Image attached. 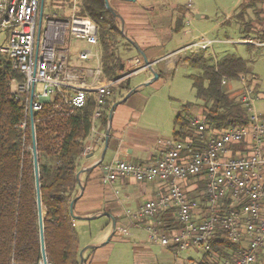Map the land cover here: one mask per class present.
Returning <instances> with one entry per match:
<instances>
[{"label":"built area","instance_id":"built-area-1","mask_svg":"<svg viewBox=\"0 0 264 264\" xmlns=\"http://www.w3.org/2000/svg\"><path fill=\"white\" fill-rule=\"evenodd\" d=\"M43 11L44 8L40 11V0H0V31L9 30L8 43L0 47V57L7 58L11 72L22 78L20 82L11 76L10 92L14 101L23 104L30 124L33 114L42 109L43 103L55 97L61 100L55 108L72 114L83 109L89 96L93 95L92 137L98 134L110 90L120 80L111 81L104 77L96 49L94 53L91 49L76 50L78 61H95V67L68 70L67 50L64 48L66 33L71 39L96 48L97 28L75 11L65 21L45 16ZM213 44V41L200 38L184 51L203 52ZM135 66L138 71L148 70L143 60H136ZM244 77L239 81L238 101L248 117L247 125L211 131L205 148H199L196 143L208 130L204 118L194 117L190 125L195 130L196 139L170 142L161 160L134 165L114 158L106 166L105 184L132 178L166 186L164 194L145 202L134 212L127 211L125 216L138 225L175 209L179 228L176 233L165 235L154 227L145 228L149 242L172 249L173 264H183L177 260L179 252L210 253V242L218 232H223L235 249L228 251L224 258L212 254L207 259L208 264H264V119L253 108L255 85L245 83ZM222 85L225 86L226 81H222ZM25 126V123L20 124L21 129ZM101 140L102 137H96V143ZM90 150L91 147L86 145L83 156ZM196 178H203L205 182V210L201 211L199 220L194 217L197 203L187 197L185 190L188 180Z\"/></svg>","mask_w":264,"mask_h":264},{"label":"trees","instance_id":"trees-1","mask_svg":"<svg viewBox=\"0 0 264 264\" xmlns=\"http://www.w3.org/2000/svg\"><path fill=\"white\" fill-rule=\"evenodd\" d=\"M258 2L264 3V0H244L234 16L246 33L249 24L244 19ZM78 15L88 18L96 26L103 75L107 80H116L123 64L114 54V49L124 39L116 19L105 9L104 0H80ZM181 23L180 20L176 22V32L181 30ZM258 39L264 43V36L258 35ZM123 44V47H133L127 41ZM203 53L188 56L184 62L201 72L199 76H190V79L195 98L206 104L204 119L207 130L224 131L247 125L248 117L238 97H232L222 85V81L232 82L248 74L245 61L228 56L211 65ZM13 75L7 58L0 57V264H41L31 126L23 104L14 101L10 92L8 84ZM15 76L21 82L22 78ZM120 88L125 89L124 85ZM110 93L99 121L100 130L107 129L115 86ZM60 101L55 97L33 114L40 199L45 210V254L49 264H80L81 248L70 205L78 192L76 174L90 137L95 97L90 96L87 105L72 114L55 108L61 104ZM22 122L26 123L24 129L20 128ZM188 124L190 120L185 121L181 112L176 115V142L196 139L193 128L192 135H185ZM170 211L172 209L155 218L159 221V217ZM210 246L211 252L204 255L206 261L212 254L219 258L227 257L228 251L235 249L223 232L217 233Z\"/></svg>","mask_w":264,"mask_h":264},{"label":"rangeland","instance_id":"rangeland-1","mask_svg":"<svg viewBox=\"0 0 264 264\" xmlns=\"http://www.w3.org/2000/svg\"><path fill=\"white\" fill-rule=\"evenodd\" d=\"M243 1L136 0L135 4L117 0L109 1L110 7L114 11L116 8L130 6L142 9V14L148 18L149 28L155 27L156 30L160 28L161 47L156 50L155 54L144 50L138 51L134 47H123V42H129L127 39L131 40V28L122 25V22L116 19L124 39L121 41L122 44L120 43L121 45L119 44L114 49V54L123 64V70L117 78L120 81L115 85L116 95L120 92V95L115 99V104L121 101L120 96L126 97L131 93L126 102L121 105L129 107L139 114L138 124L147 136L151 138L171 137L174 130V119L178 112H181V116L187 120L193 110L197 112L198 109L205 108L206 104L195 98V90L192 88L190 79V76H199L201 72L193 69L186 62L180 61H184L186 56H196L201 53L184 51L189 44L200 38L215 42L209 50L203 51L211 65H215L228 56L241 58L245 61L248 74L242 76H245V83L253 82L256 85L253 93V108L257 115L264 118V45L257 44V42L263 43L259 41L258 35L264 36V3H255L253 9L248 11L244 19L249 24L246 33L234 19L236 11ZM79 3L80 0H43V14L52 19L65 21L73 11L79 12ZM177 18L182 19L183 28L179 32L171 33L170 28L174 25L172 22ZM155 19H159L161 24ZM8 37L9 30L0 31V47L7 46ZM65 42L68 70L74 71L77 67L92 68L96 65V62L92 60L88 63L78 61L77 49H91L93 53L96 52V49L101 64L99 44L96 48L90 47L84 42L71 39L68 33H66ZM176 52L179 62L175 66L166 68L164 60L159 61L161 56ZM151 57L156 59L152 70L138 71L139 69L135 66L136 60L145 59L149 62ZM131 69L138 72L131 74ZM13 74L18 75L17 73ZM153 74H159L160 77L154 80ZM15 75L13 77H16ZM240 80V77L232 82L226 80L227 84L224 86V90L232 97H238L241 90ZM122 85H127L129 91H121ZM108 125L107 122L106 128ZM130 233L133 234L130 239L119 238L118 235H113L112 225H109L107 218H98L92 220L88 228L81 229L80 246L84 249L93 244H106L105 247L110 254L108 264H163L165 259H170L166 249L148 242L146 232L133 233L131 231ZM202 258V252L196 253L191 250L179 252L177 255V260L182 262L188 259L200 261ZM262 259L264 262V253ZM173 260L172 258V261L168 263L166 261V264H172Z\"/></svg>","mask_w":264,"mask_h":264},{"label":"crops","instance_id":"crops-1","mask_svg":"<svg viewBox=\"0 0 264 264\" xmlns=\"http://www.w3.org/2000/svg\"><path fill=\"white\" fill-rule=\"evenodd\" d=\"M115 11L123 19V24L128 26L129 29L131 28V40L137 45L139 50H144L155 54L156 50L161 47V41L159 38V36L161 35V33L159 32L160 28H157V30L155 27L149 28L150 24L149 21H147L148 18L144 17V15L142 14V9L130 6L126 8L121 7L120 9L116 8ZM155 20L160 22L161 24V21L159 19ZM178 20L182 21L181 18H177L174 22H172V24L174 25L172 26V28H170L171 33L177 31L178 27L176 22ZM162 26L164 27V23ZM182 28L183 23H181L180 29L182 30ZM257 44L264 45V43L259 42H257ZM176 56L178 55H175V53L166 54L161 56V59L159 58V61L164 60L166 68L169 66L173 67L177 64V62H179ZM149 60L150 63H154L156 59L154 57H151ZM139 61L142 62V60ZM180 61L184 62L182 60ZM122 70L123 67L121 71ZM133 70L134 69H131V73L133 72ZM142 71L146 72V70ZM157 76L158 78L160 77L159 74ZM124 87L125 89L120 90L129 91L127 85H124ZM118 95H120V92L117 93V95H114L112 106L115 104V99ZM121 97L124 96H120V100H122ZM121 104L122 103L117 104L112 112L111 122L108 125V145L105 153L104 141L106 130L99 129L98 134L88 138L86 145L88 147H91V150L79 161L77 173L80 172L79 180L80 186H82L83 191L81 193L78 187V192L75 197V199L77 200L73 207L74 216L80 218V220H75L74 223V229L76 230L79 237V244L81 229L83 230L88 228L92 220L103 217L107 218L109 225H112V219L114 220L115 231L113 235H118L119 238L130 239L133 237V234L130 233L131 231L133 233H137L140 231L146 232L145 228L147 226L154 227L165 235H172L179 230L177 226L178 224L175 209H172V211L163 214L165 216L161 217L164 220L159 217V221L157 220V218H155L151 222L140 223L138 225H135L131 219L125 216V213L127 211L134 212L138 210L145 202L155 200L160 195L164 194L166 192V186L164 184L159 182H141L136 181L132 178L118 179L111 185L105 184L103 182L106 166H108L114 158L134 165H148L150 163L161 160L168 150V144L170 142H176V140L174 139V132L176 131L175 125L171 137L151 138L150 136H147L145 134V131L139 126V114L133 111V109L125 107ZM201 110L198 109L197 112H194L193 110V113L185 121L188 122L190 120L191 122V119L194 117L204 118L205 109L203 108V110ZM260 117L264 119L262 116ZM211 131L212 130L206 131L203 137L200 139L199 143H196L199 148H205V142L210 137ZM192 134V127L188 124V129L185 135L187 136ZM96 137H102L100 143H96ZM241 149L243 148L241 147ZM262 150L264 153V144L262 145ZM103 154L104 158L101 164L94 168V165H96L101 160ZM201 186L203 187L201 188ZM204 189L205 182L203 178L189 179L186 183L185 190L187 197L191 201L197 203V206L194 209V217L196 220L200 219L201 211L205 210V199L203 196ZM103 214H107L108 217L103 216ZM90 218L95 219L90 220ZM124 230L125 232H123ZM90 246L94 248L92 250H86L83 253L84 264H108L110 254L107 247H105L106 244H93ZM80 248L81 250L83 249L81 246ZM166 250L170 259H165L163 264H166V261L167 263L169 261H172V258L175 260L171 251L172 249ZM183 264L208 263L203 255V258L200 261L188 259L187 261L183 262Z\"/></svg>","mask_w":264,"mask_h":264},{"label":"water","instance_id":"water-1","mask_svg":"<svg viewBox=\"0 0 264 264\" xmlns=\"http://www.w3.org/2000/svg\"><path fill=\"white\" fill-rule=\"evenodd\" d=\"M123 1H126V2H131V3H134L136 0H123ZM104 4H105V9L114 17V19H118L122 22V25H123V19L116 14V12L110 7V4H109V0H104ZM43 9V0H40V11H42ZM197 18L199 19V17L197 16ZM123 33V31H122ZM129 41V43L138 51L139 48L137 47V45L127 39ZM143 63L148 66V70H152V66H153V63H150L148 61H146L145 59L143 60ZM154 76V80H156L158 78L157 74H153ZM131 93L127 94L126 97H124L120 102L114 104L113 106H111L110 110H109V113H108V123L111 122V116H112V112L114 110V108L117 106V104H120V103H123L125 102L128 97L130 96ZM31 134H32V140H33V146H32V158H33V168H34V179H35V187H36V203H37V212H38V225H39V231H40V245H41V256H42V260H41V264H48V261H47V258H46V254H45V245H44V234H43V222H44V218H45V210L44 208L42 207V204H41V199H40V187H39V170H38V161H37V152H36V148H35V136H34V126H33V121H31ZM108 134H109V129L107 128L106 129V133H105V149H104V153L106 151V148H107V145H108ZM104 158V154L102 155L101 157V160L96 164L94 165V168L97 167L99 164H101L102 160ZM79 175H80V172L76 174V182H77V185L80 189V192L82 193L83 191V188L82 186H80V180H79ZM77 199H74L72 202H71V205H70V213L73 217L74 220H80L79 217H76L74 216L73 214V207H74V204L76 202ZM103 216H106L108 217L107 214H103ZM91 219H95V218H90ZM112 230H113V233L115 231V222L114 220L112 219ZM94 247L92 246H89V247H86L84 248L83 250L80 251L79 253V258H80V264H84V258H83V253L86 251V250H92Z\"/></svg>","mask_w":264,"mask_h":264}]
</instances>
